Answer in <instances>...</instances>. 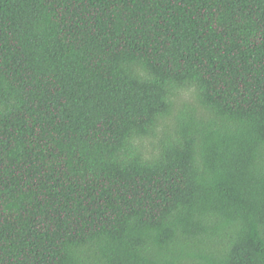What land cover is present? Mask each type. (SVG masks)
<instances>
[{
    "label": "trees",
    "instance_id": "obj_1",
    "mask_svg": "<svg viewBox=\"0 0 264 264\" xmlns=\"http://www.w3.org/2000/svg\"><path fill=\"white\" fill-rule=\"evenodd\" d=\"M0 264H264V0H0Z\"/></svg>",
    "mask_w": 264,
    "mask_h": 264
}]
</instances>
